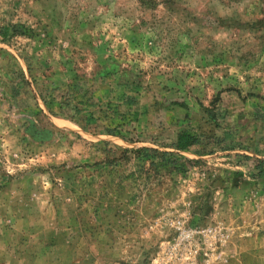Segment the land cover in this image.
I'll use <instances>...</instances> for the list:
<instances>
[{"label":"rangeland","instance_id":"obj_1","mask_svg":"<svg viewBox=\"0 0 264 264\" xmlns=\"http://www.w3.org/2000/svg\"><path fill=\"white\" fill-rule=\"evenodd\" d=\"M1 27L0 264H264V0H0Z\"/></svg>","mask_w":264,"mask_h":264},{"label":"trees","instance_id":"obj_2","mask_svg":"<svg viewBox=\"0 0 264 264\" xmlns=\"http://www.w3.org/2000/svg\"><path fill=\"white\" fill-rule=\"evenodd\" d=\"M0 36L2 40H5L8 36V28L7 27H1L0 28ZM110 132V131H109ZM198 141L195 134H193L191 131L187 129H182L178 131L176 135V141L172 144L173 148L178 151H184L187 150L190 146L196 144ZM144 151H152L156 153L155 150H148L146 148H142L140 150H137L138 153L144 152ZM255 169L258 172L264 171V159L256 160L255 161Z\"/></svg>","mask_w":264,"mask_h":264},{"label":"built area","instance_id":"obj_3","mask_svg":"<svg viewBox=\"0 0 264 264\" xmlns=\"http://www.w3.org/2000/svg\"><path fill=\"white\" fill-rule=\"evenodd\" d=\"M194 234H201L203 236H205L206 238H218V236H220V232L213 228V227H207L205 229L202 230H184L181 227H178V238L179 241L175 243V247H178L180 244L183 243V241L190 239L192 237V235ZM197 249L194 248L193 251H190V249L187 251V253L182 256V260H191L192 258H194V255L196 254ZM216 257V254L212 256Z\"/></svg>","mask_w":264,"mask_h":264}]
</instances>
